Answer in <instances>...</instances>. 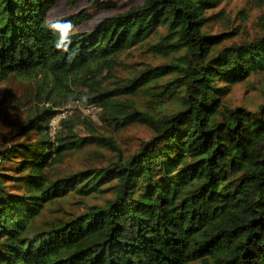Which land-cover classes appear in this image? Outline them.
<instances>
[{
	"label": "trees",
	"instance_id": "trees-1",
	"mask_svg": "<svg viewBox=\"0 0 264 264\" xmlns=\"http://www.w3.org/2000/svg\"><path fill=\"white\" fill-rule=\"evenodd\" d=\"M60 1L0 0V85H37L0 148V264H264V102L230 98L264 75V17L144 0L83 31L90 8L51 21ZM163 28L167 61L105 87ZM99 120L151 136L126 155Z\"/></svg>",
	"mask_w": 264,
	"mask_h": 264
},
{
	"label": "rangeland",
	"instance_id": "rangeland-1",
	"mask_svg": "<svg viewBox=\"0 0 264 264\" xmlns=\"http://www.w3.org/2000/svg\"><path fill=\"white\" fill-rule=\"evenodd\" d=\"M143 1L144 0H61L58 6L51 12L50 20L54 21L63 19L82 12L86 8H90V19L79 27L80 30L90 31L93 26L100 21L111 17L115 13V10L125 11L133 5L142 4ZM93 2L105 6L114 5L115 8H93L91 5ZM222 7H225V10L230 14L235 23H240L247 12L249 15L247 23L251 28V32L258 30L257 24L262 17H264V0L224 1ZM166 35V29H160L143 45H138L130 49L115 67L111 83L106 84L105 87L108 88L112 86L111 84L113 82H117L121 78L133 76L136 71L144 68L147 63L158 64L166 62L167 59L153 53L151 49L153 45L159 44ZM36 86L35 80H24L18 77H11L7 82L0 85V148L6 146L9 147L12 144L7 141L6 137L14 132V128H16L22 120V111L25 113L26 109L23 107V110L21 111L18 110V107L26 102L30 90L35 89ZM230 98L235 104L247 103L251 107L263 103L264 75H256L245 83L235 85ZM68 107L72 108L74 112L76 111V107L72 103L69 104ZM82 111L83 110L80 107V117H84V112ZM95 122L101 126L100 129L103 134L112 136L119 143L126 155H130L137 150L141 141L148 139L151 136V131L143 125L134 124L127 126L123 130H117L100 120ZM81 134H85L84 131H81ZM25 138L26 137L20 138L18 141H23ZM92 148L95 149V147ZM103 152L107 154V158H110V153L107 152V150H104ZM68 162L63 167V172L65 174L71 171L81 170L86 159L79 155L70 158ZM95 201L99 200H91L92 203ZM47 215H50L49 211Z\"/></svg>",
	"mask_w": 264,
	"mask_h": 264
},
{
	"label": "built area",
	"instance_id": "built-area-1",
	"mask_svg": "<svg viewBox=\"0 0 264 264\" xmlns=\"http://www.w3.org/2000/svg\"><path fill=\"white\" fill-rule=\"evenodd\" d=\"M58 122H59V120L58 119H53V125H52V127H53V129H55L56 128V125L58 124Z\"/></svg>",
	"mask_w": 264,
	"mask_h": 264
}]
</instances>
